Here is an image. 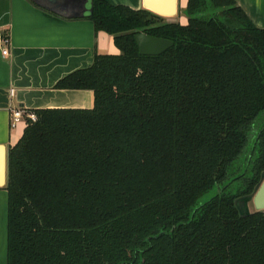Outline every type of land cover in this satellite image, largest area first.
I'll list each match as a JSON object with an SVG mask.
<instances>
[{
    "label": "trees",
    "instance_id": "16d2710c",
    "mask_svg": "<svg viewBox=\"0 0 264 264\" xmlns=\"http://www.w3.org/2000/svg\"><path fill=\"white\" fill-rule=\"evenodd\" d=\"M120 55L57 90L10 151L8 264H264V29L235 0H189L186 25L93 0ZM139 33L171 40L142 56ZM4 41H10L3 35Z\"/></svg>",
    "mask_w": 264,
    "mask_h": 264
},
{
    "label": "crops",
    "instance_id": "0c3cea01",
    "mask_svg": "<svg viewBox=\"0 0 264 264\" xmlns=\"http://www.w3.org/2000/svg\"><path fill=\"white\" fill-rule=\"evenodd\" d=\"M104 1L136 11L147 10L146 0ZM188 1L178 0V16L182 15L186 21L183 12ZM235 1L257 28L264 29V0ZM166 19L170 22L173 18ZM3 35L9 36V45H5ZM5 47L9 49L6 57ZM97 54L120 55L121 51L113 36L96 32L91 20L64 19L30 0H0V145L11 151L27 127L26 121L12 126L14 110L93 109L94 92L57 90L55 86L71 73L91 67ZM8 215L9 193L3 187L0 188V264H8Z\"/></svg>",
    "mask_w": 264,
    "mask_h": 264
},
{
    "label": "water",
    "instance_id": "95a60500",
    "mask_svg": "<svg viewBox=\"0 0 264 264\" xmlns=\"http://www.w3.org/2000/svg\"><path fill=\"white\" fill-rule=\"evenodd\" d=\"M34 5L68 20L85 19L94 12L93 0H30ZM145 8L164 18L179 15L178 0H146ZM142 56H160L174 47L171 40L153 37L146 33L135 36ZM10 178V149L0 145V188L8 187ZM256 212L264 211V180L253 196Z\"/></svg>",
    "mask_w": 264,
    "mask_h": 264
},
{
    "label": "built area",
    "instance_id": "2783aa9c",
    "mask_svg": "<svg viewBox=\"0 0 264 264\" xmlns=\"http://www.w3.org/2000/svg\"><path fill=\"white\" fill-rule=\"evenodd\" d=\"M5 45H9V41H4ZM3 55L6 57L9 55V49L5 47L3 50ZM11 95H14V91H11ZM37 115L34 112H27L25 109H17L12 111V126L15 127L18 123L22 121L30 120L31 122H37Z\"/></svg>",
    "mask_w": 264,
    "mask_h": 264
},
{
    "label": "rangeland",
    "instance_id": "374dc122",
    "mask_svg": "<svg viewBox=\"0 0 264 264\" xmlns=\"http://www.w3.org/2000/svg\"><path fill=\"white\" fill-rule=\"evenodd\" d=\"M188 23V21L183 19V16L180 15L176 18H173L170 22L180 23V22ZM239 209L241 210L242 214H248V213H254L256 212L254 204H253V198H247L244 200H240L238 202Z\"/></svg>",
    "mask_w": 264,
    "mask_h": 264
}]
</instances>
